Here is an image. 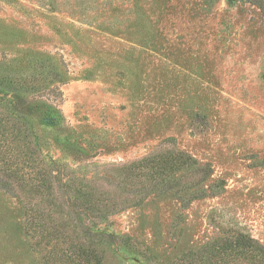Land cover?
<instances>
[{
  "label": "rangeland",
  "instance_id": "1",
  "mask_svg": "<svg viewBox=\"0 0 264 264\" xmlns=\"http://www.w3.org/2000/svg\"><path fill=\"white\" fill-rule=\"evenodd\" d=\"M12 133L119 242L0 189V264H264V0H0Z\"/></svg>",
  "mask_w": 264,
  "mask_h": 264
},
{
  "label": "trees",
  "instance_id": "2",
  "mask_svg": "<svg viewBox=\"0 0 264 264\" xmlns=\"http://www.w3.org/2000/svg\"><path fill=\"white\" fill-rule=\"evenodd\" d=\"M31 137V134L24 135L21 133L0 134V144L5 142L10 147L7 151L0 150V189L17 197L20 195L25 196L27 199L43 197L47 201V209H50L53 213L62 214L67 209L70 216L75 218L76 226L82 227L85 232L84 235L87 236L86 240L89 237L91 242H94L93 239L103 238L108 243L118 244L119 238L116 236L109 234L94 235L91 227V223L94 224L96 218L105 219L110 208L116 209L114 207L116 204L100 205L99 202L102 200H99L93 189L83 190L84 188H80L74 191L71 185L73 176L66 174L64 169L57 167L44 169L38 164V169L35 171V166L32 167L30 161L35 163L37 158L33 157L34 153L29 152V147L27 146L31 143ZM189 159V157L185 159L182 156L176 162L165 161L162 164L165 168L171 169L173 164L186 166ZM146 161L142 162V165L130 168V170L144 168ZM150 163L151 165L153 164L151 161ZM30 166L31 172L26 169ZM200 171L206 172L205 169ZM160 172L165 174L167 169L160 168ZM68 190L77 195L71 198ZM81 193L83 195H80ZM82 217L88 219L89 223L86 227L81 222ZM254 243L255 241L248 240L246 242L241 241L240 244L243 246L251 244L253 246ZM89 254H84V256L89 259L92 257Z\"/></svg>",
  "mask_w": 264,
  "mask_h": 264
}]
</instances>
